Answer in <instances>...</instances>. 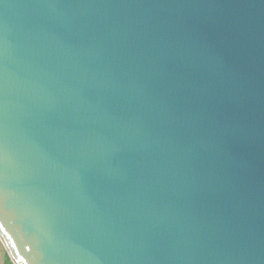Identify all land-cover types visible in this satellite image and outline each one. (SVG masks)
Returning a JSON list of instances; mask_svg holds the SVG:
<instances>
[{
	"label": "water",
	"instance_id": "water-1",
	"mask_svg": "<svg viewBox=\"0 0 264 264\" xmlns=\"http://www.w3.org/2000/svg\"><path fill=\"white\" fill-rule=\"evenodd\" d=\"M0 241L264 264V0H0Z\"/></svg>",
	"mask_w": 264,
	"mask_h": 264
},
{
	"label": "crops",
	"instance_id": "crops-1",
	"mask_svg": "<svg viewBox=\"0 0 264 264\" xmlns=\"http://www.w3.org/2000/svg\"><path fill=\"white\" fill-rule=\"evenodd\" d=\"M0 264H14L0 241Z\"/></svg>",
	"mask_w": 264,
	"mask_h": 264
}]
</instances>
